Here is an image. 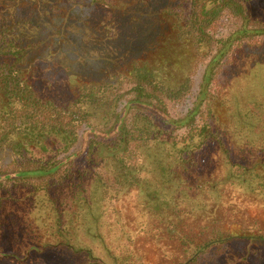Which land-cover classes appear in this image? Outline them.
<instances>
[{
	"label": "trees",
	"instance_id": "obj_1",
	"mask_svg": "<svg viewBox=\"0 0 264 264\" xmlns=\"http://www.w3.org/2000/svg\"><path fill=\"white\" fill-rule=\"evenodd\" d=\"M224 15L239 24L216 36ZM74 23L73 48L88 37L102 62L63 75ZM250 44L264 47V0H0V264L50 251L264 264V63H241Z\"/></svg>",
	"mask_w": 264,
	"mask_h": 264
},
{
	"label": "rangeland",
	"instance_id": "obj_2",
	"mask_svg": "<svg viewBox=\"0 0 264 264\" xmlns=\"http://www.w3.org/2000/svg\"><path fill=\"white\" fill-rule=\"evenodd\" d=\"M69 24H73L70 22ZM239 24V21L236 18H233L228 15H224L218 24L216 25V28L214 30V33L216 36H227L230 32H232ZM74 25H80L78 27H71L68 26V38H72L73 45H70L67 43L69 47L68 48V56L67 58H63L61 61L58 60V64L62 68L63 75H66L65 73V64L69 62L73 70H71L72 73L74 74H84L86 72V69L89 67V64H97L101 63L102 61L99 59V55H103V53L93 45L92 41L87 40L88 37L84 38V40L80 41L81 48L78 49L80 53L76 52V49L73 48V46L76 45V43L79 42V37L81 32L84 30L83 26L80 24H75ZM91 36V34H89ZM77 37V39H76ZM262 36H259L256 40V43L258 40H260ZM87 42L85 46L83 44ZM255 42V41H253ZM78 56H82L87 59L86 64H81L78 60ZM239 58L243 59L241 63H245L246 67H250L251 72H253L252 65L257 64L256 66H259V63H264V47H257L253 46V44L248 45V47L244 48V51L239 54ZM104 64V63H103ZM260 68V67H259ZM204 69V65H202L198 72L194 75V89L192 95L187 98L183 103L175 105L174 107L171 108V114L173 116H182L191 106L192 102L194 100V96L198 90V85L201 80V75ZM248 70V69H247ZM80 72V73H79ZM243 73V72H242ZM244 76V74H241ZM98 116L96 117V122H101L102 121V113H98ZM83 129L80 130V134L82 133ZM82 140L77 142V144L74 146V148L71 150V152H76L80 151L82 148L83 144ZM86 150H84L76 159L75 162L76 164H82L84 162V156H85ZM5 151H3V148L0 147V161H4L7 158V155H4ZM90 227V226H89ZM91 232L94 231V228L90 227ZM88 241L91 242L92 245L94 246H100L99 242L95 240L92 235H89L87 237ZM89 242V243H90ZM99 260L102 262L108 261L104 251L102 248L95 250L94 253ZM66 256L64 252H55V251H50V252H43V253H29L27 257H24V254L21 253L20 256L18 255V258L12 257L8 258L6 260H2V264H93L92 258H88L84 255H80L81 257H77V259L72 258L70 260H66Z\"/></svg>",
	"mask_w": 264,
	"mask_h": 264
}]
</instances>
